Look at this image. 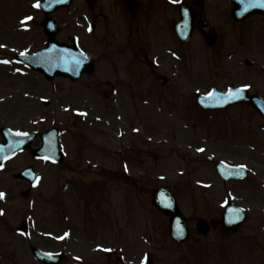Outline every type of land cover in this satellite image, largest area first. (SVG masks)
I'll return each mask as SVG.
<instances>
[{
  "label": "rangeland",
  "instance_id": "374dc122",
  "mask_svg": "<svg viewBox=\"0 0 264 264\" xmlns=\"http://www.w3.org/2000/svg\"><path fill=\"white\" fill-rule=\"evenodd\" d=\"M14 1L0 0V46L4 48L0 58L6 60L5 67L0 66V128L44 132L56 126L66 154L62 164L51 165L36 161L26 151L4 165L0 173L4 195L0 264H38L29 251L31 246L63 254L61 264L91 263L89 255L95 247L112 249L108 264H142L145 257L154 264H259L256 255H264V123L247 107L198 113L195 98L210 88L195 92L193 86L210 84V71L218 91L253 83L254 77L264 90V42L254 45L260 38L255 30L264 24L232 26L231 19L225 18V7L206 0L204 10L217 33L214 46L207 48L196 37L182 46L173 32L177 10L164 0H139L138 22L123 17V26L133 33L127 45L113 44L115 33L109 34L106 47L96 46V38L81 36L88 55L96 58L93 78L47 82L42 75L11 62L16 54H32L46 41L42 16L30 9L39 0ZM104 1L88 11L84 0H73L68 8L56 12L58 42H69L72 32L68 29L83 14L88 21L98 18L102 22L103 18L104 24L114 19L116 13L106 10ZM108 2L121 12L119 0ZM29 15L34 17L32 23H24ZM162 36L170 40L168 46L157 45ZM113 77L121 81L115 85L114 97L110 98V89L102 88L110 98L104 102L92 87L99 81L113 85ZM161 77L167 80L164 85ZM41 100L49 103L43 105ZM75 110L85 111V117H75ZM208 158L214 163L246 165L250 175L223 187ZM28 166L40 179L27 198H22L20 193L29 186L13 181L12 176ZM104 166L117 171L108 175L109 181L97 180L93 174ZM94 185L100 188L98 192L93 191ZM163 186L171 187L190 221L191 237L184 247L168 238V219L151 206L152 190ZM221 201L243 207L248 216L245 224L225 240L215 232L197 243L193 220L218 217ZM22 220L28 222L27 236L15 232ZM94 258L106 263L99 254Z\"/></svg>",
  "mask_w": 264,
  "mask_h": 264
},
{
  "label": "water",
  "instance_id": "95a60500",
  "mask_svg": "<svg viewBox=\"0 0 264 264\" xmlns=\"http://www.w3.org/2000/svg\"><path fill=\"white\" fill-rule=\"evenodd\" d=\"M70 1V0H68ZM128 3L130 4V0ZM246 1L247 0H242ZM241 1V2H242ZM89 3L93 2V0H88ZM235 3L240 4V0H234ZM260 0H252V3H247L242 9H245V15L253 13L256 11L263 12L264 13V7L258 6V3ZM51 3V5L49 4ZM65 3V2H63ZM57 2V0H43L42 4L40 5L41 9L46 13H50L51 11L56 10L58 7H60L59 4H63ZM67 4V2L65 3ZM252 4H256L257 6H252ZM235 7V12L238 7ZM241 10V8H239ZM236 18H240V14L236 13ZM49 21V20H48ZM46 22L44 24L45 26V34L48 37V41L46 43V48L37 52L33 56H28L25 58H22L21 61L24 62L26 65L31 66L32 69L41 72L45 75L48 80L52 79L55 76L61 77H68L71 80H76L84 71H90L93 66L91 63V60L84 57L78 50L72 48L67 49L65 46L58 45L54 41V25L51 22ZM48 23V24H47ZM181 31H184V37L183 40H187L190 32V21L183 22L181 24ZM88 65L89 69H85L84 65ZM235 96L234 94L231 95V97ZM230 97V98H231ZM212 98H216L213 96ZM204 100V99H203ZM240 102H249L251 103L255 108L258 109L259 112L264 116V102L261 99L257 98H243L238 97L236 99H231L229 101H225L222 104H218L216 106H213L211 104L203 103L202 106L210 109V108H223L225 106H228L233 103H240ZM2 136L5 138L4 142H0V164L3 160V158L8 157L10 154L15 153L17 151H20L25 148H27L30 144V142L35 137V134L30 136L25 135H17L12 134V132H8L6 130L1 131ZM57 135L53 132H49L48 134L44 135L42 137L43 141V147L38 150L37 152H34L36 156L40 157H48L52 158L55 161H61V154L56 151V141ZM45 146L53 150L54 152H47L45 150ZM219 174H221V177L224 181L231 178L236 177H242L243 175H237L234 174L236 171H239V168H227L224 165L220 164L217 167ZM244 174V173H243ZM19 179H24L27 181H32L33 179V173L30 169H27L22 172L21 174H18L16 176ZM27 193H25L23 196H26ZM152 204L153 206L162 214L165 216H170L172 218V221L170 222V235L172 239L175 240H182L186 237V229L183 222V218L178 213L177 207L174 202V198L168 190L166 189H160L155 190L151 196ZM232 218V219H231ZM242 215L240 213H237L234 210H226L224 214V219L221 222V224L224 226V232H228L236 225H238L242 221ZM231 221L230 223H227L228 221ZM199 230H203L201 228H204L203 225L198 223ZM19 232L26 233V225L23 223L21 227L18 230ZM182 236V237H181ZM32 255L34 258L44 264H57L59 261V256H52L45 253H42L38 249L31 248Z\"/></svg>",
  "mask_w": 264,
  "mask_h": 264
},
{
  "label": "snow or ice",
  "instance_id": "6c2138e0",
  "mask_svg": "<svg viewBox=\"0 0 264 264\" xmlns=\"http://www.w3.org/2000/svg\"><path fill=\"white\" fill-rule=\"evenodd\" d=\"M247 2H248V3H252V0H247ZM34 6L39 7V3H37V4L34 5ZM252 6H257V5H256V4H252ZM258 6H260V7H264V0H260V3H259ZM29 19H30V18H29ZM21 55H24V53H21ZM17 135H27V133H17ZM201 151H202V149H201ZM2 196H3V194L0 193V197H2Z\"/></svg>",
  "mask_w": 264,
  "mask_h": 264
},
{
  "label": "bare ground",
  "instance_id": "6f19581e",
  "mask_svg": "<svg viewBox=\"0 0 264 264\" xmlns=\"http://www.w3.org/2000/svg\"><path fill=\"white\" fill-rule=\"evenodd\" d=\"M106 7H108V6H106Z\"/></svg>",
  "mask_w": 264,
  "mask_h": 264
}]
</instances>
